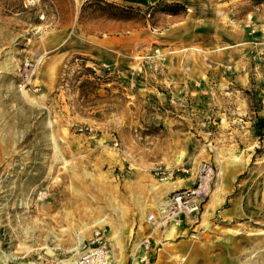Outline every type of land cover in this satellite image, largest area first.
Segmentation results:
<instances>
[{"label":"rangeland","instance_id":"374dc122","mask_svg":"<svg viewBox=\"0 0 264 264\" xmlns=\"http://www.w3.org/2000/svg\"><path fill=\"white\" fill-rule=\"evenodd\" d=\"M102 1L125 10L0 0V264L74 257L95 227L115 258L203 161L213 176L181 264H264V50L249 52L244 86L222 91L213 71L176 102L156 81L161 38L189 3Z\"/></svg>","mask_w":264,"mask_h":264},{"label":"crops","instance_id":"0c3cea01","mask_svg":"<svg viewBox=\"0 0 264 264\" xmlns=\"http://www.w3.org/2000/svg\"><path fill=\"white\" fill-rule=\"evenodd\" d=\"M156 1L125 2L146 5ZM167 1H185L189 7L184 15L168 14L174 22L162 33L161 40L167 46L162 48L165 60L159 65L157 85L170 87L172 99L176 102L185 100L182 93L187 91V87H193L192 83L197 78L205 86L214 76L213 71H217L218 87L222 91L229 85L244 86L252 66L249 52L264 50V4L256 6L250 0ZM65 42L63 39L61 44ZM225 66H229L230 71L225 72ZM190 178L187 176L181 178L185 181H172L168 190L186 187L193 182ZM209 210L208 207L206 213ZM204 213L203 209L200 216H186L180 224L169 222L155 226L150 222L143 223L137 229L133 242L128 241L126 247L117 250L115 258L112 254L111 264H127L130 254H140L139 243L146 237L152 242L150 253L153 264H176L178 259L181 264L191 252V240L179 237L196 230Z\"/></svg>","mask_w":264,"mask_h":264},{"label":"built area","instance_id":"2783aa9c","mask_svg":"<svg viewBox=\"0 0 264 264\" xmlns=\"http://www.w3.org/2000/svg\"><path fill=\"white\" fill-rule=\"evenodd\" d=\"M25 68H31V64L26 63ZM85 129L92 130L89 126H86ZM113 146L119 147L117 140L113 141ZM152 172L159 180H167L172 174L170 170L162 166L154 167ZM212 176V166L206 161L201 162L192 185L173 190L159 208V215H156L155 212L149 213L146 216L147 221L155 226L169 222L180 224L186 216H197L209 192ZM2 182L3 178L0 173V190ZM37 195L40 198H45V189H39ZM139 248L141 253L130 254L127 264H153L150 253L151 240L147 237L142 239ZM77 251L78 254L74 257L50 259L43 264H111L112 250L104 229L101 227L93 228Z\"/></svg>","mask_w":264,"mask_h":264},{"label":"trees","instance_id":"16d2710c","mask_svg":"<svg viewBox=\"0 0 264 264\" xmlns=\"http://www.w3.org/2000/svg\"><path fill=\"white\" fill-rule=\"evenodd\" d=\"M96 2H99L98 4H101L104 7L113 8L114 10H116L115 12H121V11L125 10V9L115 5L114 3H110V2H107V1L96 0ZM171 6L172 5L166 4L162 10H164V11H166L168 13H171V14H175V13H178V12L182 11L185 8L182 4H179V3H176L175 5H173V6H175L174 8H171Z\"/></svg>","mask_w":264,"mask_h":264},{"label":"bare ground","instance_id":"6f19581e","mask_svg":"<svg viewBox=\"0 0 264 264\" xmlns=\"http://www.w3.org/2000/svg\"><path fill=\"white\" fill-rule=\"evenodd\" d=\"M102 220H104V219L102 218V219H99V220H97L95 222H99V221H102ZM79 239H80V237H79ZM75 248H77V247H75Z\"/></svg>","mask_w":264,"mask_h":264}]
</instances>
